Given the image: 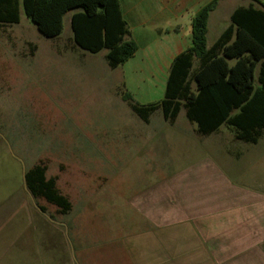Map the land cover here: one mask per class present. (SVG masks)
<instances>
[{
  "label": "rangeland",
  "instance_id": "obj_1",
  "mask_svg": "<svg viewBox=\"0 0 264 264\" xmlns=\"http://www.w3.org/2000/svg\"><path fill=\"white\" fill-rule=\"evenodd\" d=\"M73 12L52 37L22 7L19 22L0 24V264H123L145 225L128 198L166 177L217 175L219 166L264 189V131L256 143L224 124L200 135L184 107L173 123L160 108L144 121L122 99L123 65L111 68L106 48L73 43ZM227 22L222 10L212 14L209 42ZM166 74L151 88L129 87L133 99L160 100ZM39 160L70 199L69 213L25 188L23 170Z\"/></svg>",
  "mask_w": 264,
  "mask_h": 264
},
{
  "label": "trees",
  "instance_id": "obj_2",
  "mask_svg": "<svg viewBox=\"0 0 264 264\" xmlns=\"http://www.w3.org/2000/svg\"><path fill=\"white\" fill-rule=\"evenodd\" d=\"M216 3L211 0L193 15L192 44L173 57L160 100L139 103L127 90L121 96L144 121L160 108L163 118L173 123L184 107L200 135L224 124L235 139L256 143L264 131V2L252 0L236 7L230 23L208 45V18ZM21 7L49 37L62 32L64 14L74 10L73 43L90 52L106 48L111 68L126 62L138 48L119 0H0V24L19 22ZM25 184L36 201L44 200L58 214L70 212V199L57 186V177L47 176L42 160L25 170Z\"/></svg>",
  "mask_w": 264,
  "mask_h": 264
},
{
  "label": "crops",
  "instance_id": "obj_3",
  "mask_svg": "<svg viewBox=\"0 0 264 264\" xmlns=\"http://www.w3.org/2000/svg\"><path fill=\"white\" fill-rule=\"evenodd\" d=\"M210 1L119 0L138 45L122 64L129 92L151 88L168 73L173 57L192 44L193 15ZM251 1L217 0L208 45L233 10ZM217 10L228 22L209 42ZM220 169L217 175L166 177L128 198L145 225L129 241L123 264H264V189L244 186Z\"/></svg>",
  "mask_w": 264,
  "mask_h": 264
},
{
  "label": "water",
  "instance_id": "obj_4",
  "mask_svg": "<svg viewBox=\"0 0 264 264\" xmlns=\"http://www.w3.org/2000/svg\"><path fill=\"white\" fill-rule=\"evenodd\" d=\"M23 184H24V186L26 188V184H25V170H23Z\"/></svg>",
  "mask_w": 264,
  "mask_h": 264
}]
</instances>
